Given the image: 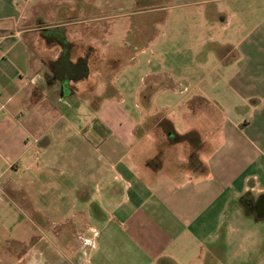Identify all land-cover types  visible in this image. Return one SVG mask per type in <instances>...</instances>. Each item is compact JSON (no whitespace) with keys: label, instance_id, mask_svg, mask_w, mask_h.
I'll use <instances>...</instances> for the list:
<instances>
[{"label":"crops","instance_id":"1","mask_svg":"<svg viewBox=\"0 0 264 264\" xmlns=\"http://www.w3.org/2000/svg\"><path fill=\"white\" fill-rule=\"evenodd\" d=\"M35 7L36 0H0V62L16 67L22 89L16 96L18 88L7 87L0 66V201L19 185L23 161L31 165L40 140L54 135L45 123L40 125L41 110H55V132H65L66 121L80 122L83 103L90 111L101 109L98 82L104 92L114 87L110 81L134 57L128 47H113L105 70L95 59L97 44L81 35L74 38L73 53L87 46L98 64L89 65L86 78L73 84L68 104L65 97L59 101L37 82L60 52L56 44L46 46L42 32L64 28L67 35L68 28L46 24L39 12L36 19L25 17ZM144 23L132 24L127 35L149 41ZM29 34L34 46L43 45L31 58L25 40ZM217 44L223 48L217 64L228 63L229 76L222 72L214 82L209 71L193 75L179 93L189 86L187 105L205 104L222 115L228 110L230 116L217 122L192 109L191 118L170 117L164 112L171 103H165L157 111L145 106L146 113L110 120L111 133L101 138L98 158L109 160L111 181L78 179L72 186L75 199L94 207L92 216L101 230L88 225L72 232V241L66 235L68 257L80 264H264L263 208L259 216L264 201L253 207L256 199H264V20L249 36ZM25 68L29 75L23 80L20 70ZM231 111L243 113L232 118Z\"/></svg>","mask_w":264,"mask_h":264},{"label":"rangeland","instance_id":"2","mask_svg":"<svg viewBox=\"0 0 264 264\" xmlns=\"http://www.w3.org/2000/svg\"><path fill=\"white\" fill-rule=\"evenodd\" d=\"M36 12L46 24L66 26V39L76 43L74 38L81 35L87 43H96L99 56L95 59L107 66L105 70L111 65L107 59L115 52L113 47H128L134 57L110 81L114 87L108 86L104 92L105 86L98 82L96 93L103 95L101 109L90 111L89 104L83 103L80 122L66 121L62 127L65 132H55L57 125L53 123L59 117L55 110L45 109L38 114L40 125L45 123L56 136L40 140L31 165L23 161L19 185L8 191L10 198L0 201V264H17V255L35 237L50 238L65 256H70L66 235L72 241L71 233L76 235L88 225L101 230L100 221L93 219L92 206L75 199L72 186L78 179L111 181L109 160L98 158L101 138L111 133L110 120L146 113L145 106L157 111L165 103H171L164 112L170 117L191 118L192 109L200 118L214 116L217 122L230 116L228 110L222 115L205 104L195 108L187 105L184 98L192 95L189 86L188 91L179 92L193 75L209 71L214 82L222 79V72L229 76L232 70L228 63L217 64L223 53L217 42H237L249 36L264 20V0H36L35 9L29 8L25 17L36 19ZM142 21L144 33H151L147 42L127 35L132 24ZM32 38V34L25 38L30 58L43 49L41 42L42 46H34ZM50 44L46 42V46ZM85 49L92 54L87 46ZM73 56L77 58L76 53ZM97 61L91 62L92 68ZM0 66L7 73V87L18 88L17 96L22 89L16 67L6 61ZM20 72L23 80L29 75V69ZM180 76L186 77L184 83ZM37 107L32 108L33 112ZM242 113L231 111V117ZM66 219L70 223L66 224Z\"/></svg>","mask_w":264,"mask_h":264},{"label":"flooded vegetation","instance_id":"3","mask_svg":"<svg viewBox=\"0 0 264 264\" xmlns=\"http://www.w3.org/2000/svg\"><path fill=\"white\" fill-rule=\"evenodd\" d=\"M78 49L76 53V60L77 59H83L86 63L85 69L76 66V65H66V68L72 69L70 76L74 77H66L65 79H60L56 75L55 67L45 66L41 70L42 78H39L37 82L44 85L45 88L49 89L51 95H53L55 98L59 99V101L64 100V97L66 98V104L67 97H69L71 91H73V84L80 79L86 78L88 75V69L89 65H91V62L94 60V57L92 54H89L84 46H81V48ZM74 50V49H73ZM70 58H74L75 56L70 55ZM71 60V59H70ZM94 62V61H93ZM77 75V76H76ZM53 88H55L53 90ZM72 89V90H71ZM264 199H256L253 203L254 208H258L259 204L263 202ZM93 205V204H92ZM93 207V206H92ZM94 208V207H93ZM92 208V209H93ZM17 264H80L76 258H70L67 255L65 256L62 253V250L60 249V246H57L55 242H52L50 238L47 237H35L32 238L29 242L25 243L23 247V251H21L20 254L17 255L16 258Z\"/></svg>","mask_w":264,"mask_h":264},{"label":"trees","instance_id":"4","mask_svg":"<svg viewBox=\"0 0 264 264\" xmlns=\"http://www.w3.org/2000/svg\"><path fill=\"white\" fill-rule=\"evenodd\" d=\"M53 30L57 31L53 32ZM42 37L45 41L49 43L52 42V44H56L60 48L58 57L54 61L49 63L50 66L55 67L56 75L60 77V79H65L66 77H74L70 76L72 69L66 68V65H76L85 69L86 63L83 59H77L75 62H71L70 55L73 56L74 52H71V48L73 49L75 42L66 39V32L64 28L49 29L47 31H44L42 32Z\"/></svg>","mask_w":264,"mask_h":264},{"label":"water","instance_id":"5","mask_svg":"<svg viewBox=\"0 0 264 264\" xmlns=\"http://www.w3.org/2000/svg\"><path fill=\"white\" fill-rule=\"evenodd\" d=\"M262 208L264 209V204H262L260 209H259V216L262 214Z\"/></svg>","mask_w":264,"mask_h":264}]
</instances>
